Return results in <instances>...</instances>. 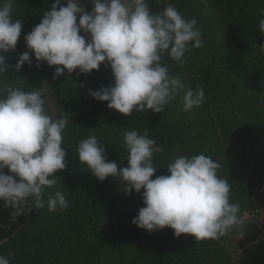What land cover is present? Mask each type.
Wrapping results in <instances>:
<instances>
[{"label": "trees", "instance_id": "16d2710c", "mask_svg": "<svg viewBox=\"0 0 264 264\" xmlns=\"http://www.w3.org/2000/svg\"><path fill=\"white\" fill-rule=\"evenodd\" d=\"M53 3L15 0L12 17L22 21L24 40ZM62 3L66 6V0ZM82 3L89 10L94 7L91 0ZM169 3L186 18H197L203 30L204 46L190 47L182 66L166 55L162 58L186 85L204 88L202 106L191 112L181 106L172 115L149 110L126 116L89 94V89L114 83L110 65L102 63L88 74L65 69L53 79L57 66L45 61L38 68L32 57L31 66L25 62L17 71L15 65L24 52L16 47L6 53L12 68L0 87L35 90L42 88L40 79H46L56 101V117L66 114L71 121L63 134L67 167L57 171L56 185L46 189L52 195L63 191L69 208L50 212L47 206L33 207L12 219L13 210L0 201V255L11 264H234L224 242L244 222L218 240L203 241L191 234L177 237L170 227L153 232L139 228L132 220L145 206L143 190L127 194V185L118 177L100 181L76 154L78 143L95 134L108 160L119 162L127 156L124 132L147 129L163 148L153 157L158 168L153 178L169 174L166 167L175 156L203 153L221 165L219 175L229 181L232 202L240 205L243 221L253 211L254 193L264 187V32L258 27L264 0H150V7L159 12ZM25 45L30 51L26 41ZM263 259L255 256L251 262Z\"/></svg>", "mask_w": 264, "mask_h": 264}, {"label": "clouds", "instance_id": "9594fccd", "mask_svg": "<svg viewBox=\"0 0 264 264\" xmlns=\"http://www.w3.org/2000/svg\"><path fill=\"white\" fill-rule=\"evenodd\" d=\"M14 2L0 3V81L12 68L6 63V53L16 50L22 33V21L12 17ZM91 3L94 7L88 11L82 0H66V6L55 0L41 22L26 34L30 51L20 55L16 70L25 62L31 66L32 53L38 68L45 61L57 66L53 79L65 69L88 74L99 70L102 63L110 65L114 83L89 89V94L126 116L149 110L163 112L178 97L185 112L202 106L204 88L186 85L162 59L166 55L182 66L190 47L204 46L197 18H186L170 3L154 12L150 0ZM258 27L264 32V18ZM46 91L11 84L0 87V201L13 210L12 219L30 213L33 207L47 206L54 212L70 206L63 191L46 193L56 185L57 171L67 167L63 134L71 122L66 114L56 117L49 113ZM123 147L127 156L119 162L110 161L102 142L90 134L78 143L76 154L100 181L118 177L127 185V194L143 190L145 206L132 220L139 228L153 232L170 227L177 237L191 234L203 241L218 240L243 224L240 205L232 202L231 185L219 175L221 165L211 156L177 155L166 167L169 174L153 178L158 169L153 157L163 148L149 137L148 130L125 131ZM0 264L11 261L0 255Z\"/></svg>", "mask_w": 264, "mask_h": 264}, {"label": "rangeland", "instance_id": "374dc122", "mask_svg": "<svg viewBox=\"0 0 264 264\" xmlns=\"http://www.w3.org/2000/svg\"><path fill=\"white\" fill-rule=\"evenodd\" d=\"M86 10L91 11L86 8ZM82 34V33H81ZM83 35V34H82ZM17 47H19L22 52L26 51V45L25 40L22 36L18 39ZM33 59L36 61L34 57V53H32ZM40 85L42 88L46 89V109L49 111L50 114L56 116V101L51 94L49 83L46 79H40ZM182 106V101L178 97L176 100H174L169 107H165V111L167 114L172 115V112H174L176 109ZM239 229L234 228L232 230L231 235L229 236V239L224 242V245L228 248V250L233 253V263L234 264H253L251 262V259L255 256L260 255V252L258 251V244H255L252 238L251 233L248 234L247 231L243 233H238ZM250 237V238H249ZM209 264V263H208ZM264 264V261L259 263Z\"/></svg>", "mask_w": 264, "mask_h": 264}, {"label": "crops", "instance_id": "0c3cea01", "mask_svg": "<svg viewBox=\"0 0 264 264\" xmlns=\"http://www.w3.org/2000/svg\"><path fill=\"white\" fill-rule=\"evenodd\" d=\"M251 206L253 211L244 215V225L239 228L238 233H251L253 242L258 244L255 246L260 252L258 256L264 257V187L254 193ZM263 261L264 259L261 262Z\"/></svg>", "mask_w": 264, "mask_h": 264}]
</instances>
